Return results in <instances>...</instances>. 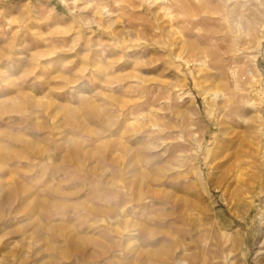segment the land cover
Wrapping results in <instances>:
<instances>
[{"label": "rangeland", "instance_id": "1", "mask_svg": "<svg viewBox=\"0 0 264 264\" xmlns=\"http://www.w3.org/2000/svg\"><path fill=\"white\" fill-rule=\"evenodd\" d=\"M197 255L264 264V0H0V264Z\"/></svg>", "mask_w": 264, "mask_h": 264}, {"label": "bare ground", "instance_id": "2", "mask_svg": "<svg viewBox=\"0 0 264 264\" xmlns=\"http://www.w3.org/2000/svg\"><path fill=\"white\" fill-rule=\"evenodd\" d=\"M217 54V53H216ZM235 87H238V86H236L235 85ZM263 94V93H262ZM222 145H224V147L222 148V150H221V153H225V152H227V149H226V145H227V143H222ZM220 148V147H219ZM218 152V151H217ZM240 154V153H239ZM248 154V153H247ZM220 155V154H219ZM221 155H223V154H221ZM219 157V156H218ZM244 158V157H243ZM213 159H214V153H213ZM244 160V159H243ZM241 163H242V161H241ZM246 165V164H245ZM249 166V165H248ZM226 171V170H225ZM228 171V170H227ZM250 174H252V173H250ZM227 176H229V172H223V175H222V177L224 178V180H225V178H227ZM246 176V175H245ZM229 178V177H228ZM259 178V175H249L248 176V178H244L243 179V183H242V187L240 188V187H238L237 189H240V191L241 192H244V193H246V191H247V188L248 187H250V186H254V184L258 181L257 179ZM230 179V178H229ZM240 193V192H239ZM240 196V195H239ZM243 210H244V213L246 214V216L247 217H249L250 215V213L256 208V204H255V201H251V203L249 204V203H246V204H244L243 205ZM242 213V212H241ZM243 215V214H242ZM243 217V216H242ZM263 220V219H262ZM108 221V220H107ZM106 221V222H107ZM110 222V221H109ZM110 224V223H109ZM108 225V224H107ZM109 227H110V225H109ZM113 226H111V228H112ZM110 229V228H109ZM112 230V229H111ZM131 235V234H130ZM129 235V236H130ZM130 243V241L128 240L127 241V244H129ZM182 249H184V248H182ZM181 249V250H182ZM186 250H187V248H186ZM183 253V252H182ZM175 254V253H174ZM176 257V256H175ZM179 263L180 264H184V261H182V260H179ZM190 264H209V262H207L206 260H204V258L202 257V256H200V255H197V257L190 263ZM230 264H232V262H230Z\"/></svg>", "mask_w": 264, "mask_h": 264}]
</instances>
